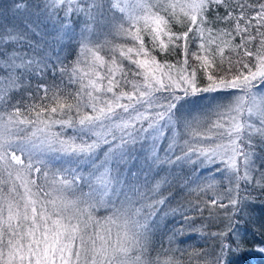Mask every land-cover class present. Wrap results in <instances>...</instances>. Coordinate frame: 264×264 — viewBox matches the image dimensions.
<instances>
[{
    "label": "snow or ice",
    "instance_id": "1",
    "mask_svg": "<svg viewBox=\"0 0 264 264\" xmlns=\"http://www.w3.org/2000/svg\"><path fill=\"white\" fill-rule=\"evenodd\" d=\"M33 8L54 30L61 12L99 30L86 25L71 66L3 54L0 264H236L247 244L241 214L254 194L264 197V0L13 4L14 15ZM33 30L4 29L0 46L25 44ZM174 53L180 58L170 59ZM48 70L61 84L23 86ZM201 94L227 103L193 116L186 105ZM141 159L133 172L129 165ZM161 172L173 180L157 179ZM176 182L195 199L171 209ZM181 209L190 228L220 221L223 229L209 234L215 247L186 262L150 259L159 220ZM258 228L256 250L264 253V222Z\"/></svg>",
    "mask_w": 264,
    "mask_h": 264
},
{
    "label": "trees",
    "instance_id": "2",
    "mask_svg": "<svg viewBox=\"0 0 264 264\" xmlns=\"http://www.w3.org/2000/svg\"><path fill=\"white\" fill-rule=\"evenodd\" d=\"M15 0H0V31L4 29H11L12 26H16L18 29H23L25 25L34 26L33 32L30 34V39L25 44H13L11 46H0V66L3 65L5 56L3 54L11 55L14 52L20 55L27 53L28 56L39 60L42 57H48L49 62L59 68V65L56 64V58L59 57L60 60L66 66H71L73 62L77 59L80 54V43L81 36L80 33L83 32L86 25L94 26L91 21L87 20L83 15L73 14L69 19L64 18V13H60L61 23H57V30L53 29V21L47 20L44 16L39 14V11L35 8L30 11L32 15H14L13 4ZM31 3H45L47 0H29ZM83 2V0H81ZM215 15L222 16L224 14L223 8L217 13L213 9ZM66 24L65 28L63 25ZM220 27H225V24L221 23ZM31 44L32 47L29 48L27 45ZM179 54L174 53L170 59L176 60L179 59ZM19 62V61H18ZM2 74V73H0ZM67 76L63 78V83H67ZM46 83V84H61V77L59 72L54 74L51 70H48L43 75V78L39 74H33L30 77H27L24 80V87L30 85L31 89H35L37 84ZM74 87V86H69ZM26 95V93H23ZM21 93H16V99H20ZM264 155V153H259ZM163 157V152L160 153ZM135 167L131 164L129 167H132L133 172H139L141 167H144L143 159L134 162ZM83 171L87 174V166H83ZM146 172V169H145ZM125 175L127 173L125 172ZM151 176V173H148ZM181 179H183V174ZM166 173L161 172L160 176L165 177ZM144 173H141V182H143ZM171 182L173 180L172 176H166ZM134 179V178H130ZM164 187H167L165 185ZM180 183H172L169 191L176 194L175 199L169 205V208L175 209L178 207V204L183 203L187 207L188 200H194L195 195H188L187 191L178 192ZM87 191V188H84ZM165 195H168L166 192ZM253 207L251 209H245V212L241 215L243 219L239 222V232L241 236L245 237L247 244L242 253L238 255L236 259V264H264V253H259L256 248L258 241L262 238L259 232L258 225L261 222H264V197H260L258 193L254 194L252 198ZM179 210L175 215H168L164 219L159 220V229L155 237V248L150 251V259H159L163 261L167 259L168 256L175 255L177 258H182L185 262L188 260L190 254L194 251H211L217 241L209 235L210 233L219 232L223 229V225L220 224L219 220L209 221L204 218L201 219L195 228H190L184 224L183 218L180 215ZM105 212L103 209L100 210L98 215H104ZM189 215H194L189 212ZM249 215L252 217V221L247 222ZM207 217V213H205ZM247 222V223H246ZM183 229L182 231L180 229ZM176 232V236L173 237V242L169 244V238L172 237V233ZM183 240L184 243L180 244L178 241ZM173 249V252H168L166 256L165 253L168 249ZM176 249H180L179 252H176ZM195 264V262H193Z\"/></svg>",
    "mask_w": 264,
    "mask_h": 264
},
{
    "label": "rangeland",
    "instance_id": "3",
    "mask_svg": "<svg viewBox=\"0 0 264 264\" xmlns=\"http://www.w3.org/2000/svg\"><path fill=\"white\" fill-rule=\"evenodd\" d=\"M93 25V29L99 30L95 24ZM217 103H227V101H214L211 98V94H201L197 97H191L189 104L186 105V109L190 111L193 116L203 117L204 114L209 113ZM164 173H166V176H169L167 172ZM177 175H180V173H177Z\"/></svg>",
    "mask_w": 264,
    "mask_h": 264
}]
</instances>
